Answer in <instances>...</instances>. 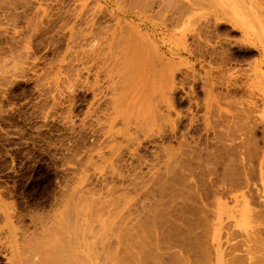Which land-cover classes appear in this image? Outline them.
<instances>
[{"label":"rangeland","instance_id":"obj_1","mask_svg":"<svg viewBox=\"0 0 264 264\" xmlns=\"http://www.w3.org/2000/svg\"><path fill=\"white\" fill-rule=\"evenodd\" d=\"M139 1L0 0V264H21L20 260H23L24 263L30 261L32 257L35 260L32 264H35L37 259L40 263L42 261L45 264L44 260L47 256L42 257V260L41 257L36 258L40 255L39 253H42V249L41 256H44V253H50L47 249H45L47 252H44V248H48L54 253L51 255L52 260L51 256L45 260L48 264L50 261L51 264H59L58 261L61 257L63 262L67 258L70 259H67V263L64 262L66 264H83L85 259L84 264L88 259L87 264H114L116 262L113 261L114 256L118 254L120 256V252L123 259L117 260L118 257H115L119 263L129 264L128 261H130V264H155L154 259L159 256L160 248L158 247L165 246L162 242L165 229L160 228L153 231L154 224L150 222L152 230L149 229L150 226L147 227L148 230L144 228L143 235L139 236L138 227L137 229L134 227V230L131 229V221L134 222V219L145 211V214L147 212L153 214L158 210L157 207L161 208L160 205L168 204L176 189L179 192H186L184 188L190 187L191 191L193 190L192 192L195 193L194 187L196 186L198 191L206 196L205 211L202 212L206 216H203L204 214H200V216L209 221L205 223L207 232L201 240L203 243L205 242L203 245L208 250L205 251L203 248L204 254H207H203L207 259L204 258V264H230V261H239H233L236 255L238 257L240 255L241 258L243 254L247 260L244 264L256 262L264 264V0H238L239 2L235 0L236 3L234 0H207L209 3H204L205 0H198L199 4L194 7L192 0ZM196 2L194 1V3ZM145 6H147L146 10ZM207 21L211 22H208L210 25L207 24L209 30L203 29L202 35L199 28H203ZM130 41H132L131 45ZM137 42L139 43L138 51ZM190 49H195L192 51L195 52L194 55H198L192 54L194 59L187 54ZM129 52L132 53L128 54ZM200 53H206L203 55L205 58L202 57L197 61L196 59L202 55ZM136 57L140 60H136ZM220 61L223 62V65ZM207 72L211 73L214 86L211 98L206 96L202 87ZM171 75H174L172 78H174V89L176 88L175 93L171 92L172 95L170 94L173 99L169 97L167 89L168 78ZM185 75H188L190 79H187ZM183 83H186L185 87ZM157 95L159 96L157 97ZM159 97L161 98L159 99ZM193 115L194 119L196 118L194 122L192 121ZM189 118H191L190 121ZM202 119L206 121L204 122ZM227 119L229 120L227 121ZM147 124L151 125L148 127ZM175 125L178 127L177 129ZM173 127H175V133H172ZM185 130L190 134L185 142H190L189 144L193 145L192 148H195L194 145L197 144L196 146L202 149L200 151L199 148H196L199 150L198 154L192 155L189 150L187 151L189 144L186 143V145L182 139L184 136L185 138L188 136V134H183ZM134 137H137L138 140H131L134 143L132 144L129 142V138ZM182 140L184 146L181 145ZM242 140H245L244 143ZM237 143L242 146L240 150ZM222 144L226 145V148L235 145L238 147L237 151L242 153H238L235 149L234 160L237 164L234 161L232 167L241 170H234L233 177L232 174L230 176L223 172L224 164L227 161L222 160V154L224 155ZM248 144L250 146H247ZM182 146L184 148H181ZM162 148L166 150L164 151ZM180 148L183 152L180 151ZM169 149L170 151H167ZM180 152L182 153L178 154ZM174 154L177 156L175 161L173 160ZM178 159L180 161L177 162ZM176 162L179 163L178 166ZM205 162L211 166L206 168ZM212 162L218 166L219 175H211L213 176L211 178L204 174L212 169ZM189 173L193 174L194 178ZM165 178L166 183H164ZM185 178L189 180L187 181ZM229 178L230 181L233 180L232 183L228 182ZM214 181L217 184L212 187ZM172 182H178V184L175 185ZM218 184L220 189H217ZM180 185L185 187L181 188ZM72 191L81 196H77L75 192L73 194ZM83 194L88 198L84 197V199ZM89 197L95 199L96 207L92 204L97 213L91 210L92 206L88 207L91 204H87L91 201ZM216 198L218 199L216 200ZM159 199L165 200L160 203ZM68 201H71V205L75 202V207L72 206L75 208H73L74 211L71 210ZM77 201V204L80 202L87 204H85L86 211L83 210L84 207L81 208L84 206L83 204L79 205L80 213L82 210L85 215L81 214V217L82 215L84 217L82 218V227L81 220L79 221L80 225L75 222L77 216H80L79 213L76 214ZM158 202L159 204L155 205ZM63 206H65V210ZM88 210L92 211L91 214L94 212L95 215L89 217L90 211ZM59 211H63V214L65 212L66 217H61L63 214ZM68 211L70 215L67 220L69 213L66 214V212ZM53 213L58 214L59 220L62 222H58L59 220L55 218L57 216H54ZM71 213L75 215L74 218L71 217ZM122 213L124 214L122 215ZM95 216H99L97 221L94 219ZM38 217L41 221L43 220L42 224L48 223L49 219H51L50 222L54 219L55 221H52L54 224L51 223L54 228L56 226L58 229L67 224L70 225V220L74 219L75 221H72L73 224L70 227L74 226L72 229L74 235H71L67 225V228L66 226L64 228L68 231H63L65 229L61 228V236L66 235L64 232H67L66 237L71 239H65V235L64 239H61L68 241V244H66L67 241L65 242V246L71 247L70 241L73 246L75 243L78 246L75 245V248L71 249L66 246L67 249H70L67 250L66 247H63L64 241L60 240L61 243L58 240L60 238H57V234L60 237V230L50 226L54 231L59 232L55 235V233H51L50 229L48 230L51 232L48 230L46 232L49 227L45 228L44 225H41L42 230L50 234V237L47 236L50 239L47 241L49 247L48 244L45 245L46 243L40 247L34 244L38 243L37 241L40 243V241L47 240L40 239L45 233L40 237L41 223L39 224ZM46 217L51 218H47V221ZM69 217L71 218L69 219ZM87 217L95 221L92 222L88 218L89 222H92L90 227L91 223H86ZM64 219L66 222L64 226L59 225L60 227H58V224L63 223ZM128 220L131 221L128 222ZM126 222L128 227L125 226ZM77 225L79 233L83 229L82 239L80 236V238H76L79 234L75 233ZM85 225L89 229H85ZM100 226L101 229H99ZM95 227L98 228V231L94 230L95 233L98 232L96 237L92 229ZM85 230H90V238L87 236L89 233ZM145 230L151 232L150 235L145 233ZM133 231L134 236L131 235ZM34 232L33 235L36 238L40 237V240L32 235ZM84 232L85 236L89 238L88 242L84 241L86 240ZM118 232L119 234H117ZM51 234L54 236L53 240H51ZM151 234L154 236L152 237ZM122 235L124 238H121ZM125 235L133 237L130 238L132 240L142 241V245L136 240L137 245L135 241H131L132 244L135 242V247L130 248L131 251H126L128 246L133 247L134 244L132 245L130 242L131 245L127 246L125 243L129 241H124L127 239ZM157 235H159L158 238ZM74 236L76 239L72 240ZM98 237L100 238L98 239ZM77 239L79 244L73 242ZM79 239L83 246H80L82 243ZM130 239L128 237L127 240ZM55 240L58 241L59 246L62 244L65 249L58 248ZM149 240L151 241L149 242ZM209 240L211 241L209 242ZM259 240L260 242H258ZM96 241L98 245L95 248ZM103 241L105 244H101ZM90 242L93 245L91 244L89 247ZM241 242L242 244H240ZM145 243L150 246L154 243V245L143 246ZM55 244L58 250L55 247V251H53ZM138 244L145 249L149 248L147 250L143 248L147 256L144 253L143 256L141 255L143 249ZM35 245L40 249L33 250ZM43 245H45L44 248ZM30 246H34V248ZM123 247H126V250ZM136 247H139L141 251ZM72 249H76L75 252ZM94 249L97 253L91 254ZM29 250H40L41 252L36 251L38 255L35 252L33 254H36L34 255L36 257H31L29 255L32 253H29ZM66 250L73 253H66ZM109 250L116 254L113 253V256L109 252L108 257L104 255ZM149 250L151 253L148 254ZM19 251L22 254L28 252L29 260L24 257L26 254L21 256ZM61 251L64 252L65 257ZM153 252L156 254L152 256ZM77 254H79L78 258L80 261L82 260L81 262L76 258ZM150 254L154 263L149 261L151 260V257L148 256ZM68 255L77 260L69 258L71 256ZM99 255L100 257H98ZM128 255L132 258H129ZM19 258L21 259L19 260ZM106 258L109 261L112 259V261L109 263L106 261V263ZM131 259L136 262H132ZM138 259L139 262H137ZM123 261H127V263ZM63 262L61 261L60 264H64Z\"/></svg>","mask_w":264,"mask_h":264},{"label":"bare ground","instance_id":"obj_2","mask_svg":"<svg viewBox=\"0 0 264 264\" xmlns=\"http://www.w3.org/2000/svg\"><path fill=\"white\" fill-rule=\"evenodd\" d=\"M138 1H139V0H138ZM145 1H146V0H145ZM153 1H154V0H153ZM180 1H181V0H180ZM184 1H185V0H184ZM192 1H193V7H194V6H197V4H199V1H198V0H192ZM192 1H191V3H192ZM194 1H195V2L197 1V2L194 3ZM205 1H206V2H204V1H203V2H204V3H209V2H207V0H205ZM220 1H222V0H220ZM228 1H229V0H228ZM228 1H227V2H228ZM231 1H232V0H231ZM237 1H238V0H237ZM237 1L234 0L235 3H236ZM131 2H132V1H131ZM139 2H140V1H139ZM165 2H166V1H165ZM203 2H202V3H203ZM238 2H239V1H238ZM0 3H1V2H0ZM140 3H141V2H140ZM142 3H143V2H142ZM144 3H145V2H144ZM151 3L153 4V2H151ZM170 3H171V2H170ZM182 3H183V2H182ZM189 3H190V2H189ZM202 3H200V4H202ZM225 3H226V2H225ZM231 3H232V2H231ZM231 3H230V4H231ZM149 4H150V3H149ZM175 4H176V2H175ZM177 4H178V3H177ZM228 4H229V3H228ZM238 4H239V3H238ZM145 5H146V3H145ZM203 5H204V4H203ZM225 5H226V4H225ZM232 5H233V4H232ZM243 5H244V3H243ZM11 6H12V5H11ZM137 6H138V5H137ZM167 6H168V5H167ZM191 6H192V5H191ZM226 6H228V5H226ZM236 6H237V5H236ZM8 7H9V6H8ZM146 7H147V6H145V10H146ZM229 7H230V6H229ZM234 7H235V6H234ZM234 7H231V8H234ZM135 8H136V7H135ZM143 8H144V4H143ZM149 8H150V7H149ZM173 8L175 9V7H173ZM176 8H177V7H176ZM184 8H185V7H184ZM195 8H196V7H195ZM213 8H214V7H213ZM132 9H133V8H132ZM210 9H211V7H210ZM138 10H139V9H138ZM140 10H141V8H140ZM179 10H180V9H179ZM185 10H186V9H185ZM238 10H239V8H238ZM141 11H142V10H141ZM141 11H140V12H141ZM191 11H193V10H191ZM194 11H195V10H194ZM143 12H144V11H143ZM179 12H180V11H179ZM195 12H196V11H195ZM158 13H159V12H158ZM185 13L187 14L188 12H185ZM189 13H191V12H189ZM153 14H154V13H153ZM181 14H182V13H180V15H181ZM218 14H219V13H218ZM162 15H163V14H162ZM182 15H183V14H182ZM239 15H240V14H239ZM148 16H149V15H148ZM151 16H152V15H151ZM157 16H158V15H157ZM175 16H176V15H175ZM188 16H189V15H188ZM241 16H242V15H241ZM180 17H181V16H180ZM186 17H187V16H186ZM180 19H181V18H180ZM172 20H173V19H172ZM243 20H244V18H243ZM246 20H247V19H246ZM197 21H198V20H197ZM210 21H211V20H210ZM210 21H207V22H206V25L209 24V23H211ZM237 21H239V20L237 19ZM241 21H242V20H241ZM241 21H240V23H241ZM204 22H205V21H204ZM204 22H203V23H204ZM208 22H209V23H208ZM246 22H247V21H246ZM204 24H205V23H204ZM206 25H204V26L202 25L203 28L200 27V28H199L200 30L197 29V30H199V31L201 32V33H200V32L198 31L200 34L204 33V32H202L203 29H204V30H205V28L208 29V28H207L208 25H207V26H206ZM209 25H210V24H209ZM205 26H206V27H205ZM208 30H209V29H208ZM101 34H102V33H101ZM207 34H208V33H207ZM207 34H206V35H207ZM97 35H98V34H97ZM99 35H100V34H99ZM202 35H203V34H202ZM206 35H205V36H206ZM101 36H102V35H101ZM101 36H100V38H101ZM198 36H199V35H198ZM245 36H246V35H245ZM114 37H115V36H114ZM114 37H113V38H114ZM129 37H130V36H129ZM192 37H193V36H192ZM194 37H195V36H194ZM131 38H132V37H131ZM131 38H130V39H131ZM134 38H136V36H134ZM207 38H208V37H207ZM113 40H114V39H113ZM131 40H132V39H131ZM133 40H134V39H133ZM137 40H138V39H137ZM135 41H136V39H135ZM135 41H133V42H135ZM108 42H109V40H108ZM127 42H128V41H127ZM138 42H139V41H138ZM138 42H137V43H138ZM115 43L117 44L116 41H115ZM131 43H132V41H130V45H131ZM200 43H201V42H200ZM116 44H115V45H116ZM118 44H119V43H118ZM122 44H123V43H122ZM143 44H144V43H143ZM203 44H204V43H203ZM133 45H134V43H133ZM136 45H137L136 48H137V51H138L139 43L136 44ZM112 46H113V45H112ZM116 46H117V45H116ZM206 46H207V45H206ZM113 48H114V46H113ZM116 48H117V47H116ZM129 48H130V46H129ZM132 48L134 49V46H132ZM203 48H204V47H203ZM211 48H212V47H211ZM126 49H127V48H126ZM126 49H125V50H126ZM133 49H132V51H133ZM196 49H197V48H196ZM218 49H219V48H218ZM100 50H101V49H100ZM104 50H105V49H104ZM116 50H117V49H116ZM135 50H136V49H135ZM192 50L194 51L195 49H192ZM192 50L190 49L189 52L187 51V54H188V56H190V58H193L192 54L194 55V53H195V52H193ZM198 50H199V49H198ZM198 50H197V51H198ZM200 50H201V49H200ZM216 50H217V49H216ZM205 51H206V50H205ZM209 51H210V50H209ZM102 52H103V51H102ZM119 52H120V51H119ZM192 52H193V53H192ZM210 52H211V51H210ZM218 52H219V51H218ZM218 52H217V53H218ZM123 53H124V52H123ZM123 53H122V54H123ZM130 53H132V52H129L128 54H130ZM139 53H140V56H141V50H140ZM145 53H146V52H145ZM99 54H100V53H99ZM137 54H138V53H137ZM185 54H186V53H185ZM200 54H202L201 57L199 56L200 58H197L198 55L195 54V55H197V56H196V58H197L196 60H197V61L200 60V59L203 57V55H206V53H205V54H204V53H200ZM211 54H213V53H211ZM221 54H222V53H221ZM221 54H220V55H221ZM263 54H264V53H263ZM123 55H124V54H123ZM125 55H126V54H125ZM134 55H136V54H134ZM195 55H194V56H195ZM222 55H223V54H222ZM136 56H138V55H136ZM216 56H217V55H216ZM224 56H225V55H224ZM121 57H122V56H121ZM130 57H131V56H130ZM132 57H134V56H132ZM144 57H145V55H144ZM208 57H209V56H208ZM210 57H211V56H210ZM219 57H220V56H219ZM203 58H205V56H204ZM223 58H224V57H223ZM126 59H127V58H126ZM128 59H129V57H128ZM141 59H142V58H141ZM145 59H146V58H145ZM193 59H194V58H193ZM209 59H210V58H209ZM226 59H227V58H226ZM122 60H123V59H122ZM129 60H130V59H129ZM133 60H134V59H133ZM136 60H140V59H137V57H136ZM205 60H206V59H205ZM207 60H208V59H207ZM220 60H221V59H220ZM211 61H212V60H211ZM205 62H206V61H205ZM220 62H222V61H220ZM115 63H116V62H115ZM143 63H144V62H143ZM208 63H209V62H208ZM214 63H215V62H214ZM210 64H211V63H210ZM217 64H218V63H217ZM219 64H221V63H219ZM224 64H225V63H224ZM251 64H252V63H251ZM169 65H170V64H169ZM214 65H215V64H214ZM222 65H223V62H222ZM114 67H116V66H114ZM120 67H121V66H120ZM132 67H133V66H132ZM217 67H218V65H217ZM223 67H224V66H223ZM252 67H253V66H252ZM129 68H130V67H129ZM138 68H139V67H138ZM168 68H169V67H168ZM215 68H216V67H215ZM136 69H137V68H136ZM173 69H174V68H173ZM258 69H259V67H258ZM112 70H114V69L112 68ZM126 70H127V69H126ZM137 70H138V69H137ZM193 70H194V69H193ZM211 70H212V68H211ZM211 70H210V72H212ZM251 70L254 71V69H251ZM251 70H250V71H251ZM132 71H134V70H132ZM170 71H171V69H170ZM173 71H174V70H173ZM258 71H259V70H258ZM260 71H261V70H260ZM126 72H127V71H126ZM174 72H176V71H174ZM210 72H207V73H206V76H205V78H204V80H203V86H202V87L204 88V90H205L204 92H206V96H207L208 98L212 95V93H213V91H214V86H213V83H212V75H211ZM248 72H249V71H248ZM129 73H130V72H129ZM131 73H133V72H131ZM172 73H173V72H172ZM186 73H187V72H186ZM227 73H228V71H227ZM137 74H138V73H137ZM166 74H167V73H166ZM173 74H174V73H173ZM212 74H213V72H212ZM222 74H223V73H222ZM133 75H134V74H133ZM142 75H143V74H142ZM189 75H190V74H189ZM169 76H170V75H169ZM169 76H168V77H169ZM173 76H174V75H171V77L168 78V86H167V89H168V93H169V95L171 94V92L173 93V92L176 90V88L174 89V86H175V85L173 84V80H174V78H172ZM185 76H187V79L189 78L188 75H185ZM192 76H193V75H192ZM253 76H255V75H253ZM133 77H134V76H133ZM137 77H138V75H137ZM190 77H191V76H190ZM194 77H195V76H194ZM194 77H193V78H194ZM131 78H132V77H131ZM131 78H130V79H131ZM166 78H167V77H166ZM197 78H198V77H197ZM130 79H129V80H130ZM132 79H133V78H132ZM189 79H190V78H189ZM125 80H126V79H125ZM129 80H128V81H129ZM134 80H135V78H134ZM130 81H131V80H130ZM184 81H185V78H184ZM187 81H188V80H187ZM193 81H194V80H193ZM185 82H186V81H185ZM195 82H196V81H195ZM131 83H132V82H131ZM131 83L128 84V85L130 86ZM133 83H134V82H133ZM187 83H188V82H187ZM137 84H138V83H137ZM184 84H186V83H183V85H184ZM122 86H123V85H122ZM117 87H118V86H117ZM125 87H126V86H125ZM184 87H185V85H184ZM187 87H188V86H187ZM121 88H122V87H121ZM123 88H124V87H123ZM188 88H189V87H188ZM128 90H129V88H128ZM134 90H135V89H134ZM192 90H193V89H192ZM192 90H191V91H192ZM188 91H189V90H188ZM162 92H163V91H162ZM192 92H193V91H192ZM158 93H159V92H158ZM168 93H167V94H168ZM174 93H175V92H174ZM188 94H189V93H188ZM188 94H187V95H188ZM136 95H137V94H136ZM159 95H160V94H159ZM159 95H157V97H158ZM161 95H162V94H161ZM171 95H172V94H171ZM171 95L169 96L170 98L173 97V96H171ZM174 95H175V94H174ZM187 97H188V96H187ZM207 97H206V98H207ZM211 97H212V96H211ZM211 97H210V98H211ZM154 98H155V97H154ZM160 98H161V97H159V99H160ZM188 98H189V97H188ZM171 99H173V98H171ZM136 100H137V99H136ZM138 100H139V99H138ZM190 100H191V99H190ZM113 101H114V100H113ZM171 101H172V100H171ZM111 102H112V101H111ZM210 102H211V100H210ZM115 103H116V102H115ZM208 103H209V102H208ZM208 103H207V104H208ZM111 104H112V103H111ZM119 104H120V103H119ZM119 104H118V105H119ZM118 105H117V106H118ZM167 105H168V104H167ZM117 106H115V107H117ZM119 106H120V105H119ZM203 106H204V105H203ZM130 107H131V106H130ZM212 107H213V106H212ZM118 108H119V107H118ZM167 108H169V106H167ZM121 109H122V108H121ZM127 109H128V107H127ZM127 109H126V110H127ZM113 110H114V109H113ZM129 110H130V108H129ZM131 110H132V109H131ZM169 110H170V109H169ZM214 110H215V109H214ZM217 110H218V109H217ZM237 110H238V109H237ZM215 111H216V110H215ZM167 112H168V111H167ZM209 113H210V112H209ZM242 113H243V112H242ZM233 115H234V114H233ZM241 115H242V114H241ZM168 116H169V115H168ZM216 116H217V115H216ZM237 116H238V115H237ZM208 117H209V116H208ZM238 117H240V116H238ZM242 117H243V116H242ZM244 117H245V116H244ZM179 118H180V117H179ZM191 118H192V117H191ZM191 118H189V121H190ZM216 118H217V117H216ZM216 118H214V119H216ZM195 119H196V118H195ZM195 119H194V115H193V120H192V121L194 122ZM220 119H221V118H220ZM236 119H237V118H236ZM202 120H203V119H202ZM210 120H211V119H210ZM228 120H229V119H227V121H228ZM237 120H238V119H237ZM237 120H236V121H237ZM239 120H240V119H239ZM179 121H181V120L179 119ZM192 121H191V123H192ZM203 121L205 122L206 120L204 119ZM211 121H212V120H211ZM233 121H234V120H233ZM236 121H235V122H236ZM225 122H226V120H225ZM125 123H126V122H125ZM232 123H233V122H232ZM251 124H252V123H251ZM148 125L150 126L151 124H147V126H148ZM168 125H169V124H168ZM176 125H177V124H176ZM176 125H175V126H176ZM193 125H194V123H193ZM193 125H191V126L193 127ZM205 125H206V124H204V126H205ZM218 125H219V124H218ZM226 125H227V124H226ZM235 125H236V124H235ZM142 126H143V125H142ZM149 126H148V127H149ZM212 126H213V125H212ZM238 126H239V124H238ZM205 127H206V126H205ZM209 127H210V126H209ZM209 127H208V128H209ZM227 127H228V126H227ZM242 127H243V126H242ZM177 128H178V127L176 126V129H177ZM238 128H239V127H238ZM244 128H245V127H244ZM174 129H175V127L172 128V133H175V130H174ZM214 129H215V128H214ZM214 129H213V130H214ZM129 130H130V129H129ZM228 130H230V129H228ZM238 130H239V129H238ZM188 131H189V130H188ZM182 132H183V131H182ZM186 132H187V131L185 130V132H183V134H184V133H185V134H188V136H186V138H185V136H184L183 138L181 137V138L184 140V142L188 140V137H190V134H189V133H186ZM235 132H236V131H235ZM120 133H121V132H120ZM228 133H229V132H228ZM231 133L233 134V132H231ZM236 134H237V133H236ZM245 134H248V133L245 132ZM155 135H156V134H155ZM175 135H176V134H175ZM152 136H153V135H152ZM226 136H227V135H226ZM229 136H230V133H229ZM242 136H243V135H242ZM245 136H247V135H245ZM247 137H248V136H247ZM249 137H250V136H249ZM184 138H185V139H184ZM229 138H230V137H228V139H229ZM231 138H232V136H231ZM231 138H230V139H231ZM234 138H235V137H234ZM129 139H130L129 142H131V140L134 141V139H137V137H136V138H135V137H134V138H129ZM158 139H159V138H158ZM186 139H187V140H186ZM215 139H216V138H215ZM232 139H233V138H232ZM232 139H231V140H232ZM246 139H247V138H246ZM251 139H252V138H251ZM137 140H138V139H137ZM183 140H182V142H181V145L184 146ZM217 140H218V137H217ZM226 140H227V139H226ZM235 140H236V138H235ZM237 140H238V139H237ZM179 141H180V140H179ZM194 141H195V140H194ZM229 141H230V140H229ZM242 141H243V143H244L245 140H242ZM242 141H241V143H242ZM247 141H248V140H247ZM123 142H124V141H123ZM127 142H128V141H127ZM197 142H198V141H197ZM205 142H206V141H205ZM224 142H225V141H224ZM238 142H239V141H238ZM131 143H132V142H131ZM157 143H158V142H157ZM178 143H179V142H178ZM186 143H187V142H185V144H186ZM189 143H190V142H188L187 144H189ZM221 143H222V142H221ZM234 143H235V142H234ZM132 144H134V143H132ZM187 144H186V145H187ZM195 144H196V143H195ZM198 144H199V142H198ZM227 144H228V143H227ZM245 144H246V143H245ZM245 144H244V145H245ZM251 144H252V142H251ZM160 145H161V144H160ZM196 145H197V144H196ZM196 145H194L195 148H192L193 145H192V144H191V145L189 144V147H187V148H189V149H187V151L189 150V152H190L192 155H193V154H198V153H199V150H197L196 148H199L200 151H201L202 149H201L200 147L196 146ZM203 145H205V144H203ZM220 145H221V144H220ZM232 145H233V144H232ZM242 145H243V144H242ZM126 146H127V145H126ZM183 146H182L181 148H184ZM190 146H191V147H190ZM222 146H224V145L222 144ZM237 146H238V147L240 146V147H239V150H240V148L242 147L241 145H238V143H237ZM247 146H250V145L248 144ZM247 146H246V147H247ZM127 147H128V146H127ZM138 147H140V146H138ZM207 147H208V146H207ZM227 147H229V146L227 145ZM234 147H235V145H233L231 148H226V145H225V146L222 148L223 151H224V155L222 154V160H223V161H224V160L227 161L226 164H224V170H223V169H222V170H223V172H225L224 174H228V175L230 174V176H231L232 173L234 174V172H233L234 170H238V171L241 170L240 168H236V167L233 168V167H232V163L234 164V161H235V160H234V157H235V153H234V152H235V149H236V151H237V148H238V147H235V148H234ZM128 148H129V147H128ZM176 148H177V147H176ZM181 148H180V151H182ZM162 149H163V148H162ZM162 149H161V150H162ZM170 149H171V148H170ZM170 149L167 150V151H170ZM185 149H186V147H185ZM215 149H218V148H215ZM163 150H164V149H163ZM165 150H166V149H165ZM165 150H164V151H165ZM171 150H173V148H172ZM175 150H176V149H175ZM175 150H174V151H175ZM254 150H255V149H254ZM137 151H138V150H137ZM250 151H251V150H250ZM127 152H128V151H127ZM182 152H183V151H182ZM182 152H180V153H178V154H181ZM217 152H218V151H217ZM221 152H222V151H221ZM237 152H238V151H237ZM241 152H242V150H241ZM247 152H248V151H247ZM136 153L138 154L139 152H136ZM165 153H166V152H165ZM172 153H173V152H172ZM175 153H177V152H175ZM218 153H219V152H218ZM238 153H240V152H238ZM250 153H251V152H250ZM170 154H171V153H170ZM212 154H213V153H212ZM240 154H242V153H240ZM240 154H239V155H240ZM248 154H249V153H248ZM175 155H176V154H174L173 156H175ZM192 155H191V157H192ZM210 155H211V154H210ZM239 155H238V156H239ZM120 156H121V155H120ZM120 156H119V157H120ZM133 156H134V154H133ZM170 156H171V155H170ZM173 156H172V157H173ZM178 156H179V155H178ZM184 156H185V155H184ZM199 156H200V154H199ZM213 156H214V154H213ZM134 157L136 158V156H134ZM166 157H167V156H166ZM176 157H177V156H175V158L173 159L174 161H175ZM180 157H182V155H180ZM180 157H178V158L180 159ZM189 157H190V156H189ZM220 157H221V156H220ZM248 157H249V156H248ZM185 158H186V157H185ZM197 158H198V156H197ZM208 158H209V157H208ZM214 158H215V156H214ZM179 159L176 160V161H177V162L180 161ZM186 159H187V158H186ZM237 159H238V158H237ZM239 159H240V158H239ZM165 160H166V159H165ZM195 160H196V159H195ZM200 160H201V158H200ZM192 161H193V160H192ZM238 161H239V160H238ZM177 162H176V165L178 166L179 163H177ZM199 162H200V161H199ZM239 162H241V161H239ZM205 163H206V165H205L206 168H207L208 166H211V165H207V162H205ZM209 163L211 164V161H210ZM212 163H213V162H212ZM224 163H225V162H224ZM235 163L237 164L236 161H235ZM248 163H249V162H248ZM187 164H188V163H187ZM246 164H247V163H246ZM110 165H111V164H110ZM164 165H166V164H164ZM184 165H185V162H184ZM239 165H240V164H239ZM242 165H243V163H242ZM244 165H245V164H244ZM200 166H201V165H200ZM212 166H213V167H212L211 170H208V169H207L208 171L204 174L205 176H208V177H209V176H211V175H214V176H215V175H219V169L217 168L218 166H217L215 163H213ZM233 166H234V165H233ZM110 167H111V166H110ZM154 167H155V166H154ZM174 167H175V166H174ZM183 167H184V166H183ZM240 167H242V166H240ZM124 168H125V167H124ZM172 168H173V167H172ZM177 168H178V167H177ZM179 168L181 169L182 167H179ZM188 168H189V167H188ZM192 168H193V167H192ZM200 168H202V167H200ZM209 168H210V167H209ZM235 168H236V169H235ZM242 168H243V167H242ZM251 168H252V167H251ZM119 169H120V168H119ZM131 169H132V168H131ZM139 169H140V168H139ZM150 169H151V167H150ZM180 169H179V170H180ZM190 169H191V168H190ZM243 169H245V168H243ZM133 170H134V169H133ZM136 170H137V169H136ZM136 170H135V171H136ZM187 170H188V169H187ZM231 170H232V171H231ZM180 171H181V170H180ZM198 171H199V170H198ZM245 171H246V170H245ZM119 172H120V171H119ZM196 172H197V171H196ZM236 172H237V171H236ZM243 172H244V171H243ZM186 173H187V172H186ZM193 173H194V171H193ZM203 173H204V172H203ZM140 174H141V173H140ZM184 174H185V173H184ZM189 174H190V173H189ZM233 174H232V177L234 176ZM240 174H244V173H240ZM190 175L192 176L193 174H190ZM190 175H189V176H190ZM222 175H223V174H222ZM246 175H248V174H246ZM104 176H105V175H104ZM174 176H177V175H174ZM174 176H173V177H174ZM230 176H229V177H230ZM238 176H239V173H238ZM241 176L243 177V176H245V175H241ZM83 177H84V176H83ZM133 177H134V176H133ZM180 177H181V176H180ZM192 177H193V176H192ZM202 177H203V176H202ZM212 177H213V176H211V178H212ZM223 177H224V176H223ZM236 177H237V176H236ZM239 177H240V176H239ZM174 178H175V177H174ZM177 178H178V177H177ZM188 178H191V177H188ZM188 178H187V179L185 178V179L188 181V180H189ZM193 178H194V177H193ZM203 178H204V177H203ZM224 178H225V177H224ZM226 178H227V177H226ZM234 178H235V177H234ZM70 179H71V178H70ZM74 179H75V178H74ZM128 179H129V178H128ZM137 179H139V178H137ZM171 179H172V177H171ZM208 179H209V178H208ZM208 179H207V180H208ZM221 179H223V178L221 177ZM231 179H232V178H231ZM186 180H185V181H186ZM210 180H212V179H210ZM227 180H228V179H227ZM72 181H73V180H72ZM88 181H89V180H88ZM194 181H195V179H194ZM221 181H222V180H221ZM223 181H224V183H225L226 180L224 179ZM232 181H233V180H232ZM232 181H230V178H229V181H228V182H229V183H230V182L232 183ZM73 182H74V181H73ZM241 182H242V181H241ZM75 183H76V182H75ZM136 183H137V182H136ZM142 183H143V182H142ZM164 183H166V178H165ZM168 183H169V182H168ZM172 183H174V182H172ZM187 183H189V182H187ZM196 183H197V182H196ZM196 183H194V184H196ZM209 183H210V181H209ZM221 183H222V182H221ZM221 183H220V186L222 185ZM224 183H223V184H224ZM86 184H87V183H86ZM174 184L176 185V184H178V182H177V183H174ZM201 184H202V183H201ZM216 184H217V182L214 181L212 187H214ZM245 184H246V183H245ZM113 185H114V184H113ZM130 185H131V184H130ZM130 185H129V186H130ZM136 185H137V184H136ZM166 185H167V184H166ZM175 185H174V186H175ZM184 185H185V184H184ZM184 185H183L182 187H181V185H180V187H181V188H184V187H185ZM225 185H226V184H225ZM227 185H228V184H227ZM227 185H226V186H227ZM114 186H115V185H114ZM139 186H140V185H139ZM144 186H146V185H144ZM153 186H154V185H153ZM163 186H164V185H163ZM189 186H190V185H189ZM198 186H199V185H198ZM204 186H205V185H204ZM210 186H211V185H210ZM223 186H224V185H223ZM234 186H235V185H234ZM108 187H109V186H108ZM108 187H107V188H108ZM124 187H126V186H124ZM136 187H137V186H136ZM228 187H229V186H228ZM231 187H233V186H231ZM131 188H132V187H131ZM142 188H143V187H142ZM194 188H195V193L192 192L193 190L191 191V188H190V187H188V188H184V189H186V192H183V191H182V192H181V191L179 192V191H177V189H176V191L172 194L171 198L169 199V200H170L169 203L166 204V205L164 204V206L160 205L161 208H158V207H157L158 210L155 211V213H153V214L150 213V214H149V213L147 212V214H145L146 211L144 210L145 213L143 212V213H144V214L142 213L143 215L140 213L141 215L139 214L140 216H139V217H136V219H134V222H133V220H132V221H131V220H128V222H129V221L132 222V223H130V225H132V226H131V227H132V228H131L132 230H134V227H135L136 229H137V227H138V229H139V230H138V231H139V232H138V233H139L138 235H139V236H140V234H142V232H144V228H146V229L148 230L147 227L150 226V222H152V224H154V225H153V229H154L153 231H157V230L160 229V228L165 229V233H164L163 238H162L163 245H165V246L158 247V248H160V249H159V256H158L157 259H154V260L156 261L155 264H204V263H205V260H207V259L204 257V255H207V254H206V253L204 254V249H203V248H205V251L207 250V249H206V246L204 247V245H203L205 242L203 243V242L201 241V240H203V236H204L205 233L207 232V231H205V230H207V229H205V227L207 228V226H206L205 223L209 222V221H207V219H206L205 217H203V216H206V215H205L204 213H203L204 215L202 214V212L205 211V210H204V208H205V207H204V206H205V205H204V201H205L206 196H204L202 193H200V191H198L197 186L194 187ZM223 188H224V187H223ZM236 188H237V187H236ZM162 189H164V188H162ZM173 189H174V188H173ZM217 189H220V188H219V184H218V188H217ZM224 189H227V188H224ZM229 189H230V187H229ZM234 189H235V188H234ZM124 190H125V189H124ZM139 190H140V189H139ZM164 190H165V189H164ZM164 190H163V191H164ZM214 190H216V189H214ZM75 191H76V190H75ZM75 191H74V192H75ZM109 191H110V190H109ZM112 191H113V190H112ZM160 191H161V189H160ZM166 191H167V190H166ZM205 191H206V190H205ZM67 192H68V191H67ZM72 192H73V191H72ZM72 192H71V193H72ZM74 192H73V194H74ZM95 192H96V191H95ZM120 192H121V191H120ZM122 192H123V191H122ZM144 192H145V191H144ZM168 192H169V191H168ZM216 192H217V190H216ZM218 192H219V191H218ZM75 193L77 194V196L80 195V194L77 193V192H75ZM84 193H85V192H84ZM136 193H137V192H136ZM163 193H164V192H163ZM187 193H188L189 195H188ZM221 193H222V192H221ZM229 193H230V192H229ZM68 194H69V193H68ZM73 194H71V195H72V197L74 198ZM76 194H75V196H76ZM91 194H92V193H91ZM133 194H134V193H133ZM147 194H148V193H147ZM154 194H155V193H154ZM216 194H218V193H216ZM83 195H84V194H83ZM101 195H102V194H101ZM104 195H105V194H104ZM130 195H131V194H130ZM149 195H150V194H149ZM167 195H168V194H167ZM212 195H213V194H212ZM214 195H215V193H214ZM80 196H81V195H80ZM80 196H79V197H80ZM89 196H90V195H89ZM118 196H119V195H118ZM121 196H122V195H121ZM134 196H135V195H134ZM162 196H163V195H162ZM162 196H161V197H162ZM215 196H216V195H215ZM61 197H62V196H61ZM84 197H85V195L83 196V198H84ZM168 197H169V196H168ZM217 197H218V196H217ZM85 198H88V197H85ZM85 198H84V199H85ZM92 198H93V197H92ZM96 198H97V197H96ZM129 198H131V197H129ZM155 198H156V196H155ZM155 198H154V199H155ZM75 199H76V197H75ZM79 199H81V198H79ZM89 199H91V198L89 197ZM107 199H108V198H107ZM127 199H128V198H127ZM148 199H149V198H148ZM157 199H158V198H157ZM217 199H218V198H216V200H217ZM92 200H93V201H92ZM94 200H95V199H91L92 202H91V201L88 202V199H87V201H85V200H84V201H85L86 203L88 202L87 204H90V203H91L90 205H88V207L92 206V209H91V210L94 211V212H96V211H95L96 208L93 209ZM103 200H104V199H103ZM150 200H151V199H150ZM159 200H161V199H159ZM159 200H158V201H159ZM163 200H165V199H162V200L159 201V202L161 203ZM213 200L215 201V199H213ZM80 201H83V200H80ZM97 201H98V200H97ZM100 201H101V200H100ZM104 201H105V200H104ZM118 201H119V200H118ZM124 201H125V199H124ZM166 201H167V200H166ZM211 201H212V200H211ZM60 202H61V201H60ZM68 202H69V201H68ZM70 202H71V201H70ZM70 202H69V203H70ZM105 202H106V201H105ZM105 202H104V203H105ZM108 202H109V200H108ZM127 202H128V201H127ZM133 202H134V201H133ZM141 202H142V201H141ZM159 202H158V203H155V205H156V204L158 205ZM66 203H67V202H66ZM74 203H75V202H74ZM74 203H73L72 205H71V203H70V206H71L72 209L68 207V208L71 209L72 211H74V209H75V208H74V207H75V206H74ZM77 203H78V201L76 202V204H77ZM86 203H82V202H80V204H77L78 206H76V207H77L78 209H76V210H77L78 212L76 211V214L78 215V213H79L80 216H77L78 220H77V218H76V221H75L74 219L72 220V221H75L76 224H79V225H80V222H81V227L83 226V225H82V224H83V221H82L83 219H82V218H84V217H83V215H84V211H86V208H85V206L87 205ZM92 203H93V204H92ZM95 203H96V201H95ZM111 203H112V202H111ZM113 203H114V202H113ZM139 203H140V202H139ZM76 204H75V205H76ZM81 204H83L84 206H82ZM85 204H86V205H85ZM96 204H97V203H96ZM98 204H99V203H98ZM162 204H163V203H162ZM67 205H68V204H67ZM79 205L82 206L81 208L84 207V208H83L84 211L81 210V213H80V210H79V209H80V208H79ZM103 205H104V204H103ZM127 205H128V204H127ZM61 206H62V205H61ZM68 206H69V205H68ZM72 206H74V207H72ZM105 206H106V203H105ZM115 206H116V205H115ZM212 206H214V205H212ZM63 207H64L63 209L65 210V206H63ZM66 207H67V206H66ZM94 207H96L95 204H94ZM97 207H98V206H97ZM102 207H104V206H102ZM132 207H133V206H132ZM154 207H155V206H154ZM154 207H151V208H154ZM68 208H67V210H69ZM73 208H74V209H73ZM106 208H107V207H106ZM134 208H135V207H134ZM141 208H143V207H141ZM149 208H150V207H149ZM63 209H61V210H63ZM89 209H90V208H89ZM67 210H66V211H67ZM91 210H88V211H90L89 214H88L89 217H91V215H92V216L95 215L94 212H93V214H91V213H92ZM112 210H113V209H112ZM119 210H120V209H119ZM128 210H129V208H128ZM153 210H156V209H153ZM57 211H58V210H57ZM88 211H87V212H88ZM140 211H142V210H140ZM8 212H9V211H8ZM59 212H60V211H59ZM59 212H58V213H59ZM61 212H62V214H63V211H61ZM61 212H60V213H61ZM70 212H71V211H70ZM121 212H122V211H121ZM260 212H261V211H260ZM55 213H56V212H55ZM68 213H69V211L66 212V214H68ZM82 213H83V215H82V217H81V214H82ZM96 213H97V212H96ZM115 213H117V212H115ZM130 213H131V212H130ZM133 213H134V212H133ZM207 213H208V212H207ZM41 214H42V213H41ZM50 214H51V212H50ZM53 214H54V213H53ZM74 214H75V213H74ZM123 214H124V213H122V215H123ZM200 214L203 215V216H200ZM51 215H52V214H51ZM64 215H65V212H64L63 215H61V217H66V215H65V216H64ZM69 215H70V213L67 215V220H68V216H69ZM71 215H72V213H71ZM98 215H99V214H98ZM118 215H119V214H118ZM254 215H255V214H254ZM263 215H264V214H263ZM54 216H57V217H55V218H57V219L59 220V217H60V216H59L58 214H54ZM58 216H59V217H58ZM74 216H75V215H72L71 217L74 218ZM84 216H85V215H84ZM125 216H126V214H125ZM125 216H124V217H125ZM127 216H128V215H127ZM127 216H126V217H127ZM130 216H131V215H130ZM130 216H129V217H130ZM260 216H261V214H260ZM40 217H42V216H40ZM40 217H38V218L40 219ZM51 217H53V216H51ZM51 217H49V218H51ZM71 217H69V219H70ZM79 217H80L81 219H80ZM89 217H87V220H88V221H87L86 223H89V224L91 223V225L88 224L89 227H90V226H92V222H93L94 220H92V219L89 218ZM97 217H99V216H97ZM97 217L95 216V218H94V219H96L95 221L98 220ZM124 217H123V220L125 219ZM132 217H133V214H132ZM256 217H257V216H256ZM261 217H262V216H261ZM34 218H35V217H34ZM47 218H48V217H46V219H47ZM49 218H48V219H49ZM88 218H89L90 220H92V222H89L90 220H89ZM100 218H101V217H100ZM119 218H120V217H119ZM119 218H118V219H119ZM127 218H128V217H127ZM39 219H38V220H39ZM48 219H47V221H48ZM57 219H56V222H57ZM128 219H129V218H128ZM38 220H37V221H38ZM44 220H45V219H44ZM50 220H51V219H49V222H48L49 224L46 223V222H45L46 224H42L41 222H43V220L41 221V219H40V222H39V224L41 223V224H40V227H41V225H44L43 227H45V228L49 227V228L46 229V232H47L48 229H50L52 232H51L50 230H48V232L55 233V235H56V233L60 230V231H59V232H60V237H59V235L57 234V236H58L57 238H60V239H58L59 241L61 240V241L63 242V241H64V240H63L64 238H65V239H66V238L71 239L70 237H66V236H67V232H64V233H66V235L64 234V235H65L64 238H63L64 235L61 236V231H62V229H65V230H63V231H66V230H67V229H66V228H67V225L69 226V228L72 226L73 223H72L71 220H70V223H71L70 225H69V224L65 225L66 228H64V227H65V226H64V223H66V222H65V219H64L63 223H60V224H58V223L55 222V224H58V227H60L59 225L64 226V227H60V229L56 228V226H55L56 230L58 229V231H54V230L52 229V228H54V227H53L54 225H52V223L54 224V222H52V221H55V220L52 219V221H51L52 223L50 222ZM67 220H66V221H67ZM80 220H81V221H80ZM79 221H80V222H79ZM95 221H94V222H95ZM117 221H118V220H117ZM117 221H116V222H117ZM120 221H121V219H120ZM120 221H119V222H120ZM58 222H62V221L59 220ZM111 222H112V220H111ZM121 222H123V221H121ZM121 222H120V223H121ZM50 223H51V225H50ZM96 223H98V222H96ZM76 224H75V225H76ZM116 224H117V223H116ZM123 224H124V222H123ZM45 225H49V226H45ZM86 225H87V224H86ZM86 225H85V229H89ZM93 225H94V224H93ZM130 225H129V226H130ZM34 226H35V225H34ZM50 226H52V228H50ZM125 226L128 227V223H127V222H126ZM226 226H227V225H226ZM35 227H36V226H35ZM81 227H80V228H81ZM97 227H98V226H97ZM150 227H151V226H150ZM33 228H34V227H33ZM55 228H54V229H55ZM61 228H62V229H61ZM69 228H68V229H69ZM73 228H74V226H73ZM73 228H70V230H69L70 233H71V235H72V234L74 235V233H73L74 231L72 230ZM119 228H121V227H119ZM14 229H15V228H14ZM92 229H93V231H94V230H95V231H98V230H97L98 228L96 229V227H95V229H94V228H92ZM99 229H101V226L99 227ZM103 229H104V228H103ZM126 229H127V228H126ZM126 229H125V230H126ZM129 229H130V228H129ZM149 229L152 230V227L149 228ZM2 230H3V229H2ZM44 230H45V229H44ZM71 230H72V231H71ZM76 230H78V231H76ZM82 230H83V229H82ZM82 230H81V232H82ZM127 230H128V229H127ZM256 230H257V229H256ZM6 231H7V230H6ZM41 231H42V232H41ZM67 231H68V230H67ZM85 231H86L87 233H89V234L87 235V236H89V235H90V230H89V231H88V230H85ZM95 231H94V233H95ZM128 231H129V230H128ZM135 231H136V230H135ZM145 231H146V230H145ZM7 232H8V231H7ZM37 232H38V231H37ZM59 232H58V233H59ZM77 232L79 233V226H78V225H77V229L75 228V233H77ZM81 232L79 233L80 235L77 233L78 235L76 236V238H80V237L82 236V235H81ZM105 232H106V231H105ZM105 232H104V233H105ZM136 232H137V231H136ZM140 232H141V233H140ZM43 233H45V232L42 230V227H41L40 234H39L40 237H41V235H43ZM62 233H63V232H62ZM68 233H69V232H68ZM96 233H98V232H96ZM96 233L94 234L95 237L97 236ZM109 233H110V232H109ZM130 233H131V232H130ZM130 233H129V234H130ZM145 233H147V234L150 235L151 232H147V231H146ZM157 233H158V232H157ZM4 234H5V233H4ZM33 234H35V232L32 233V235H33ZM47 234H48V235H47ZM111 234H112V233H111ZM111 234H110V235H111ZM117 234H119V232H118ZM117 234H116V235H117ZM121 234H122V233H121ZM125 234H126V233H125ZM154 234H155V233H154ZM160 234H161V232H160ZM255 234H256V233H255ZM71 235H70V236H71ZM75 235H76V234H75ZM85 235H86V233L84 232V236H85ZM101 235H102V234H101ZM113 235H114V234H113ZM116 235H115V237H116ZM131 235L134 236V231H133V233H131ZM142 235H143V234H142ZM145 235H146V234H145ZM151 235H152V234H151ZM33 236H34V235H33ZM33 236H32V237H33ZM44 236H45L46 238H45ZM47 236L50 237V234H49V233H45V235L42 236L43 238H40V237H39L40 239H47V240H45L46 242L42 240L44 243L41 242V241H40V243H39V241H37L38 243H36V242H35V243L33 242V243L36 244V245L39 246V247L42 246V244H45V243H46L45 245H47V244L49 243V242H47V241L50 240L49 238H47ZM52 236H53V234H51V240L54 239V236H53V238H52ZM79 236H80V237H79ZM87 236H85L86 238L84 237V238L86 239V240H84V241H87V242H88L90 236H89V238H88ZM91 236H92V234H91ZM103 236L106 237L105 234H103ZM103 236H102V237H103ZM108 236H109V235H108ZM108 236H107V237H108ZM119 236H120V235H119ZM122 236H123V235H122ZM125 236H126V235H125ZM136 236H137V233L135 234V237H136ZM153 236H154V235H152V237H153ZM158 236H159V235H157V238H158ZM24 237H25V236H24ZM34 237H35V236H34ZM37 237H38V236H37ZM92 237H93V236H92ZM100 237H101V236H100ZM100 237H98V239H99ZM105 237H104V239H106ZM115 237H114V238H115ZM128 237H129V239H130V238H133V237H131V236H126L125 238L128 239ZM144 237H145V236H144ZM8 238H9V237H8ZM35 238H36V237H35ZM39 238H36V239H39ZM55 238H56V237H55ZM61 238H63V239H61ZM76 238H75V236H74V239H73V237H72V240H75ZM84 238H83V239H84ZM121 238H124V236L121 237ZM6 239H7V238H6ZM32 239H33V238H32ZM36 239H35V240H36ZM40 239H39V240H40ZM48 239H49V240H48ZM81 239H82V237H81ZM81 239H79V241L82 243ZM112 239H113V236H112ZM118 239H119V238H118ZM127 239L124 240L125 242H126V241H129V242H127V243L124 242L125 244H127V246H128V244H130L131 241H135V240H136V239H135V240H132V239L127 240ZM139 239H140V238H139ZM146 239H148V238L146 237ZM150 239H151V238H150ZM1 240H2V239H1ZM29 240H30V239H29ZM102 240H103V238H102ZM106 240H107V239H106ZM115 240H116V238H115ZM115 240H114V241H115ZM122 240H123V239H122ZM141 240H142V239H141ZM141 240H140V241H141ZM157 240H158V239H157ZM31 241H33V240H31ZM31 241H30V242H31ZM55 241H57V240H55ZM61 241H60V242H61ZM66 241H67V240H65V241L63 242V245H64V246H63L62 244H60V246H59V245H58V244H59L58 241L55 242V243H56V244L58 243V244H57V245H58V248H60L61 250H63V249H65V248H63V247H66V246L69 247V245H66V246H65V242H66ZM97 241H98V240H97ZM97 241L94 243V244H95L94 247L98 245ZM100 241H101V239H100ZM100 241H98V242H100ZM107 241H108V240H107ZM118 241H120V239H119ZM136 241H138V240H136ZM136 241H135V242H136ZM143 241H144V240H143ZM145 241H146V240H145ZM150 241H151V240H149V242H150ZM210 241H211V240H209V242H210ZM62 242H61V243H62ZM73 242H74V243L77 242V243L79 244L78 239H77L76 241H73ZM135 242H133V244H134ZM141 242H142V241H141ZM141 242L138 241V243H140V245H142ZM258 242H260V240H259ZM28 243H29V242H28ZM52 243H53V241H52ZM81 243H80V244H81ZM96 243H97V244H96ZM103 243H104V241L101 242V244H103ZM107 243H108V242H107ZM111 243H112V242H111ZM116 243H118V242L116 241ZM142 243H143V242H142ZM154 243L156 244V242H154ZM154 243H152V244L154 245ZM262 243H263V242H262ZM262 243H261V244H262ZM56 244H55V246H54V248H53V251H55ZM66 244H68V241H67ZM69 244H71V247H69L70 249H71V248H75V247H74L75 245L78 246L76 243H75V245L73 246V243H71V241L69 242ZM85 244H86V243H85ZM91 244H92V243L90 242V244H88V246H89V245L91 246ZM104 244H105V243H104ZM109 244H110V242H109ZM131 244H132V242H131ZM131 244H130V245H131ZM133 244H132V245H133ZM147 244H148V243H145V244H143V246H145V245L147 246ZM152 244H151V246H152ZM240 244H242V242H241ZM36 245H35V246H36ZM45 245H43V248H44ZM50 245H51V244H50ZM86 245H87V244H86ZM86 245H85V246H86ZM92 245H93V244H92ZM107 245H108V244H107ZM115 245H118V244H115ZM136 245H137V242H136ZM138 245H139V244H138ZM140 245H139V247H140L141 249H143L144 247H142V246H140ZM148 245H149V244H148ZM37 246H36L35 248H34V246H30V247H33V248H34L33 250H35V249H38V248H39V247L37 248ZM47 246L49 247V244H48ZM62 246H63V247H62ZM72 246H73V247H72ZM80 246H83V243H82ZM90 246H89V247H90ZM110 246H112V245H110ZM120 246H121V245H120ZM127 246H126V247H127ZM151 246L149 245V247H151ZM158 246H159V244H158ZM242 246H243V245H242ZM51 247H52V246H51ZM61 247H62V248H61ZM94 247H93V248H94ZM115 247H116V246H115ZM126 247H125V248H126ZM128 247H129V248H128ZM128 247L126 248V249H128V250H126L124 247H123V248H124V250H126V251H131V250H129V249H130V248H131V249L134 248V247H135V244H134L133 247H130V246H128ZM139 247H136V248L139 249ZM153 247H154V246H153ZM69 248L67 249V247H66L67 250H70ZM81 248H83V247H81ZM85 248H86V247H85ZM85 248H84V250H85ZM95 248H96V247H95ZM106 248H107V246H106ZM121 248H122V247H121ZM154 248H155V247H154ZM241 248H242V247H241ZM27 249H28V248H27ZM31 249H32V248H31ZM39 249H40V248H39ZM45 249H47V251H49L50 253L48 254V252H47ZM56 249H57V247H56ZM77 249L79 250V247H78ZM89 249H90V248H89ZM144 249H145V248H144ZM144 249H143V251H144ZM147 249H149V248L146 247L145 250H147ZM244 249H245V248H244ZM262 249H263V248H262ZM20 250H21V249H20ZM23 250H24V249H23ZM44 250H45L44 252H47L46 254L44 253V256H41L42 253H43V249L41 250L42 253H39L40 255L37 256V257L34 256V255H36V254H33V253H35L37 250H36V251H31V250H29V253H32V254H33V255L30 254L29 256H31V257L34 256V257H36V258H38V257L40 258V257H41L40 259L42 260V257H46V256H47V257H48V256L50 257L51 255L54 254V253L51 252L52 250L50 251V249L48 250V248H44ZM57 250H58V249H57ZM57 250H56V251H57ZM67 250H66V253H67V252H70V251H67ZM72 250H73V249H72ZM74 250H76V249H74ZM74 250H73V251H74ZM82 250H83V249H82ZM107 250H108V248H107ZM136 250H137V249H136ZM139 250H140V249H139ZM139 250H138V252H139V254H140V251H141V250H140V251H139ZM151 250H153V249H151ZM151 250H149V252L147 251V253H148V254L151 253ZM240 250H242V249H240ZM30 251H31V252H30ZM41 251L38 250L37 252H41ZM98 251H99V250H98ZM111 251H112V250H111ZM111 251H110V250H109L108 252L105 251L106 254H104V255H107V257H108V254H109V252H111ZM126 251H124V252H126ZM143 251L141 252V253H142V254H141L142 256L145 254V251H144V252H143ZM207 251H208V250H207ZM237 251H239V250H237ZM243 251H245V250H243ZM19 252H20V251H19ZM22 252H23V251H22ZM37 252H36V253H37ZM59 252H60V251H59ZM59 252H58V254H61V253H59ZM61 252H62V251H61ZM74 252H75V251H74ZM90 252H91V251H90ZM94 252H95V253H94ZM119 252H120V251H119ZM133 252H134V251H133ZM245 252H246V251H245ZM70 253H73V252H70ZM70 253H69V254H70ZM77 253H80V252H77ZM96 253H97V252H96L95 249H94L93 253H91V254H96ZM113 253H114V252H113ZM113 253L111 252L110 254L113 255ZM143 253H144V254H143ZM233 253H234V252H233ZM13 254H14V253H13ZM20 254H22V253L20 252ZM25 254H26V253H25ZM25 254L23 253L21 256H24ZM27 254H28V252H27ZM27 254H26V256H24L26 260H27V258H28V257H27V256H28ZM62 254H63L64 257H65L64 252H62ZM62 254H61V255H62ZM80 254H82V253H80ZM98 254H99V253H98ZM115 254H116V253H114V255H115ZM117 254H118V252H117ZM124 254L126 255V253H124ZM124 254H123V255H124ZM153 254H156V253L153 252V253H152V256H153ZM203 254H204V255H203ZM263 254H264V253H263ZM17 255H18V254H17ZM37 255H38V253H37ZM56 255H57V252H56ZM66 255H67V254H66ZM72 255H73V254H72ZM78 255H79V254L76 255V256H77L76 258H78ZM102 255H103V254H102ZM114 255H113V256H114ZM118 255H119V254H118ZM118 255L114 256V260H113V261H116L115 263H117V264L119 263V262H117V260L122 258V257H121V252H120V256H118ZM157 255H158V254H157ZM244 255H245V254H243V257L241 256V258H240V255H239V257L236 255V257H235L236 259L234 258L233 261H237V260H239V261H237V262H232V261H230V262H231L230 264H232V263H233V264H236V263H237V264H244V263H245V260H246V258L244 257ZM68 256H71V255H68ZM73 256H75V255H73ZM109 256H110V255H109ZM142 256H141V257H142ZM145 256H147V255L145 254ZM148 256L151 257V260H149V261H152V262H153V259H152L151 254L148 255ZM26 257H27V258H26ZM47 257H46V259H47ZM57 257H58V255H57ZM57 257L55 256V258H57ZM59 257H60V256H59ZM66 257H67V256H66ZM81 257H83V256H81ZM93 257H94V256H93ZM93 257H92V258H93ZM98 257H100V255H99ZM98 257H97V258H98ZM101 257H102V256H101ZM105 257H106V256H105ZM105 257H104V258H105ZM110 257H111V256H110ZM110 257H109V258H110ZM115 257H118L117 260L115 259ZM128 257H129V258H132V257L129 256V255H128ZM128 257H127V258H128ZM29 258H30V257H29ZM29 258H28V260H29ZM36 258H34V259H36ZM53 258H54V257H53ZM55 258H54V260H56ZM69 258H72V256L69 257ZM73 258H74V257H73ZM73 258H72V259H73ZM76 258L73 259V260L76 261V260H77ZM83 258H84V257H83ZM83 258H82V259H83ZM102 258H103V257H102ZM142 258H143V257H142ZM146 258H147V257H146ZM154 258H155V256H154ZM204 258H205V260H204ZM20 259H21V258H19V260H20ZM44 259H45V258H44ZM44 259H43V260H44ZM46 259H45V260H46ZM50 259L52 260V256L50 257ZM59 259H60V260H59ZM59 259H58V260H59L58 262H59V264H60L61 261L63 262V260H62L63 258L61 257V258H59ZM64 259H65V258H64ZM67 259H68V258H67ZM67 259L64 260V262H66ZM78 259H79V258H78ZM93 259H95V258H93ZM98 259H99V258H98ZM122 259H123V258H122ZM122 259H121V260H122ZM147 259H148V258H147ZM232 259H233V257H232ZM37 260H38V259H37ZM37 260H36L35 264H37V263L39 262V261H37ZM45 260H44V262H45V264H46L47 261H45ZM47 260H48V259H47ZM68 260H70V259H68ZM85 260H86V259H85ZM85 260H84V261H85ZM88 260H89V259H88ZM88 260H87V263H88ZM101 260H102V259H101ZM110 260L112 261V259H110ZM125 260H126V259H125ZM20 261H21V264H25V263L27 262V261H25V260H24V261H25L24 263L22 262L23 260H20ZM33 261H35V260H33V257H32V258H30V261H28V262H29L30 264H32ZM78 261H80V259H79ZM78 261H77V262H78ZM81 261H82V260H81ZM81 261H80V262H81ZM84 261H83V264H84ZM102 261L104 262V260H102ZM102 261H101V262H102ZM106 261H108V263L111 262V261H109V259H107V258L105 259V262H106ZM131 261H132V262H133V261L136 262V260H134V259H133V260L131 259ZM246 261H247V260H246ZM28 262H27V264H29ZM50 262H51V261H50ZM50 262H49V264H51ZM53 262H54V261H53ZM53 262H52V263H53ZM64 262H63V263H64ZM67 262H68V261H67ZM67 262H66V263H67ZM69 262H71V261H69ZM99 262H100V261H99ZM99 262H98V263H99ZM123 262H124V261H123ZM128 262H129V264H130V261H128ZM137 262H139V259H138ZM142 262H143V261H142ZM254 262H255V261H254ZM41 263H42V261H41ZM41 263L39 262V264H41ZM56 263H57V260H56ZM66 263H64V264H66ZM75 263H76V262H75ZM87 263L85 262V264H87ZM93 263H94V261H93ZM106 263H107V262H106ZM115 263H114V264H115ZM120 263H121V262H120ZM120 263H119V264H120ZM124 263H127V261H125ZM140 263H141V262H140ZM153 263H154V262H153ZM256 263H258V262H256ZM256 263H253V264H256ZM42 264H43V263H42ZM47 264H48V262H47ZM53 264H54V263H53ZM102 264H104V263H102ZM109 264H111V263H109ZM112 264H113V263H112ZM121 264H122V263H121ZM131 264H132V263H131ZM133 264H135V263H133ZM143 264H144V263H143ZM148 264H149V263H148ZM258 264H260V263H258Z\"/></svg>","mask_w":264,"mask_h":264}]
</instances>
